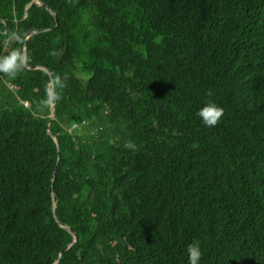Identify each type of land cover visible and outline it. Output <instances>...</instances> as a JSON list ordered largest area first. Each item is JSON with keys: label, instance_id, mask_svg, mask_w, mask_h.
Returning <instances> with one entry per match:
<instances>
[{"label": "trees", "instance_id": "16d2710c", "mask_svg": "<svg viewBox=\"0 0 264 264\" xmlns=\"http://www.w3.org/2000/svg\"><path fill=\"white\" fill-rule=\"evenodd\" d=\"M38 1L0 0V264H264V0Z\"/></svg>", "mask_w": 264, "mask_h": 264}, {"label": "clouds", "instance_id": "9594fccd", "mask_svg": "<svg viewBox=\"0 0 264 264\" xmlns=\"http://www.w3.org/2000/svg\"><path fill=\"white\" fill-rule=\"evenodd\" d=\"M9 39L19 41L21 38L18 35L12 34L9 36ZM50 55L56 56L57 52L53 50ZM28 62L29 57L25 49L15 48L11 51L5 50L3 53H0V77L15 78L18 73L25 69ZM65 87V81L60 76L50 79L45 88V97L39 102V106L42 109H52L63 98L62 90ZM208 95L210 96L211 92ZM223 115V108L217 106L215 103L206 104L197 113L202 123L209 128L217 126ZM124 147L130 150L136 149V145L132 141L125 142ZM187 255L189 264H199L202 252L198 242L188 245Z\"/></svg>", "mask_w": 264, "mask_h": 264}, {"label": "water", "instance_id": "95a60500", "mask_svg": "<svg viewBox=\"0 0 264 264\" xmlns=\"http://www.w3.org/2000/svg\"><path fill=\"white\" fill-rule=\"evenodd\" d=\"M32 5H37V6H39V7H43L46 11H48L49 12V15L51 16V17H53L54 19H55V15L47 8V7H45L42 3H40L38 0H32ZM55 23H56V25H57V20L55 19ZM50 79H52L51 77H50ZM54 115H55V112H54V107L50 110V121H53L54 120ZM52 138H53V136L51 135V134H49ZM54 209H55V207H54ZM67 230V232L70 234V235H72L73 236V238H74V243H73V245H71L70 247H68L67 249H66V251H68L70 248H72L77 242H78V236L73 232V231H71V230H69V229H66Z\"/></svg>", "mask_w": 264, "mask_h": 264}, {"label": "bare ground", "instance_id": "6f19581e", "mask_svg": "<svg viewBox=\"0 0 264 264\" xmlns=\"http://www.w3.org/2000/svg\"><path fill=\"white\" fill-rule=\"evenodd\" d=\"M43 8V7H42ZM36 34H38V33H36ZM33 34H31L30 36H32ZM44 71V70H43ZM47 73V75L49 76V78L51 77V75L48 73V72H46ZM52 78V77H51ZM51 110V109H50ZM55 112V111H54ZM52 121H50V123H51ZM76 129H78V127L77 126H73L72 128H71V130H76ZM48 134H50V133H48ZM50 136V135H49ZM51 137V136H50ZM52 138V137H51ZM53 140H54V142L57 144V142L55 141V139L54 138H52ZM53 199H54V196H53Z\"/></svg>", "mask_w": 264, "mask_h": 264}, {"label": "rangeland", "instance_id": "374dc122", "mask_svg": "<svg viewBox=\"0 0 264 264\" xmlns=\"http://www.w3.org/2000/svg\"><path fill=\"white\" fill-rule=\"evenodd\" d=\"M10 93H13L14 91L12 89L8 90ZM81 128L78 129V131L80 130Z\"/></svg>", "mask_w": 264, "mask_h": 264}]
</instances>
